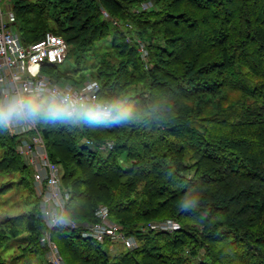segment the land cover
<instances>
[{
	"label": "trees",
	"instance_id": "obj_1",
	"mask_svg": "<svg viewBox=\"0 0 264 264\" xmlns=\"http://www.w3.org/2000/svg\"><path fill=\"white\" fill-rule=\"evenodd\" d=\"M9 1L22 43L62 36L65 58L77 57L74 73L79 57L108 39L88 76L99 102L132 112L119 123L98 115L77 124L38 120L68 194L64 213L79 224L51 231L64 263L264 264V0ZM143 1L152 6L136 12ZM57 65L45 71L59 81ZM105 140L113 146L101 153ZM17 143L0 126V173L18 176L0 191L15 183L30 205L0 219V248L17 237V258L45 262L39 198ZM99 205L135 247L112 252L108 238L81 234ZM167 219L178 228L147 227Z\"/></svg>",
	"mask_w": 264,
	"mask_h": 264
},
{
	"label": "built area",
	"instance_id": "obj_2",
	"mask_svg": "<svg viewBox=\"0 0 264 264\" xmlns=\"http://www.w3.org/2000/svg\"><path fill=\"white\" fill-rule=\"evenodd\" d=\"M151 1L141 2L135 11L148 9ZM104 15L117 27L125 26L118 19ZM129 27L130 25H126ZM138 50L142 58H146L147 51L142 41L137 40ZM68 44L65 39L46 32L37 41L23 44L16 30V16L11 8L9 0H0V101L12 96L21 95L34 97L44 101L55 99L59 101L63 97H69L78 105L91 108L96 104H109L99 102L97 93L99 84L94 79H86L80 88L72 84L59 85L48 72L46 65L61 64L65 60ZM98 116H104L98 114ZM69 122H75L77 118L65 117ZM10 136L17 139V152L24 162L31 168L34 193L39 198V208L44 229L40 241L46 246V264H65L58 247L51 238V231L55 226L64 225L76 228L79 224L66 216L64 203L68 197L61 187V171L57 163L49 159L44 140L38 128V120L13 123L6 127ZM86 144H93L87 138H83ZM113 146V141L105 140L97 143L96 147L101 153H107ZM97 220L84 225L81 234L98 242L106 238L111 243H121L125 248L136 246L133 237L126 236L122 226L109 218L108 209L99 205L95 210ZM147 227L155 230H173L178 225L173 220L151 221Z\"/></svg>",
	"mask_w": 264,
	"mask_h": 264
},
{
	"label": "rangeland",
	"instance_id": "obj_3",
	"mask_svg": "<svg viewBox=\"0 0 264 264\" xmlns=\"http://www.w3.org/2000/svg\"><path fill=\"white\" fill-rule=\"evenodd\" d=\"M108 46V39L102 42H96L92 50H90L86 54H82L79 57V65H81V69L77 73H74L72 71L77 66V57L75 55L69 54V56L65 58V61L63 63L57 65L58 70L65 75L62 79L58 81L59 85H65L66 83H70L78 89L81 87V84L84 80L92 79L89 78L88 74L93 69V65L96 64V62L98 61L101 52ZM57 118L60 120L61 123L65 124L69 122L66 118ZM73 123H79V119H76ZM1 154L2 149H0V155ZM17 179L18 176L16 174L5 175L0 173V188L3 183L6 184L9 180L17 181ZM29 207L30 205L23 203V193L15 183H13L9 188L5 189L4 192L0 191V219L5 216L19 214L23 211L28 210ZM18 243L19 238H10L8 239L6 244L0 248V256L4 259L6 264H46V261L43 262L40 258H37L35 256H20L17 258L16 256L20 253ZM106 248L108 249V245H106L105 249ZM125 249L126 248L121 243L109 244V250L112 252H118L121 250L123 251Z\"/></svg>",
	"mask_w": 264,
	"mask_h": 264
},
{
	"label": "clouds",
	"instance_id": "obj_4",
	"mask_svg": "<svg viewBox=\"0 0 264 264\" xmlns=\"http://www.w3.org/2000/svg\"><path fill=\"white\" fill-rule=\"evenodd\" d=\"M103 114L108 117L106 122H127L132 117V112L117 104H96L88 108L78 105L69 97H63L59 101L39 100L27 98L21 95L12 96L0 101V126L7 127L13 123L25 121H36L45 119L49 115L59 118L73 117L79 119L81 116L94 117Z\"/></svg>",
	"mask_w": 264,
	"mask_h": 264
}]
</instances>
